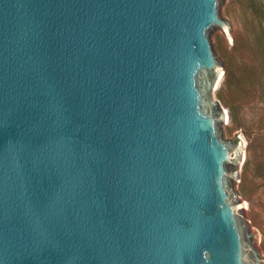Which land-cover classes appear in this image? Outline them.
<instances>
[{"label": "water", "instance_id": "water-1", "mask_svg": "<svg viewBox=\"0 0 264 264\" xmlns=\"http://www.w3.org/2000/svg\"><path fill=\"white\" fill-rule=\"evenodd\" d=\"M228 1L0 0V264H259Z\"/></svg>", "mask_w": 264, "mask_h": 264}, {"label": "rangeland", "instance_id": "rangeland-1", "mask_svg": "<svg viewBox=\"0 0 264 264\" xmlns=\"http://www.w3.org/2000/svg\"><path fill=\"white\" fill-rule=\"evenodd\" d=\"M224 14L234 30L221 33L216 45L221 56L226 63L255 62L259 18L252 0H229ZM210 97L214 116L219 109L227 111L229 144L242 149L237 156L242 160V199L237 203L243 208L239 217L254 244L250 253L264 264V178L257 170V164L264 162V142L260 139L264 130L258 128L261 105L251 96L246 104L233 100L223 86V75Z\"/></svg>", "mask_w": 264, "mask_h": 264}, {"label": "trees", "instance_id": "trees-1", "mask_svg": "<svg viewBox=\"0 0 264 264\" xmlns=\"http://www.w3.org/2000/svg\"><path fill=\"white\" fill-rule=\"evenodd\" d=\"M252 7L259 22V32L255 34L254 46L257 54L255 62L240 64L226 63L223 65V86L231 94V98L246 104L249 97L260 102L258 113V128L264 130V4L260 0H252ZM264 142V135L260 138ZM264 145V143H262ZM264 150V149H263ZM260 176L264 178V162L257 164Z\"/></svg>", "mask_w": 264, "mask_h": 264}, {"label": "bare ground", "instance_id": "bare-ground-1", "mask_svg": "<svg viewBox=\"0 0 264 264\" xmlns=\"http://www.w3.org/2000/svg\"><path fill=\"white\" fill-rule=\"evenodd\" d=\"M222 75H223V73L219 74L220 79H221Z\"/></svg>", "mask_w": 264, "mask_h": 264}]
</instances>
